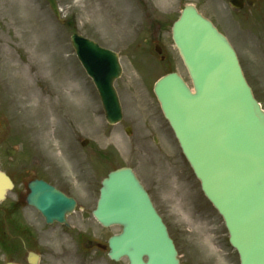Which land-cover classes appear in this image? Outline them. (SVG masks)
<instances>
[{"label": "rangeland", "instance_id": "rangeland-1", "mask_svg": "<svg viewBox=\"0 0 264 264\" xmlns=\"http://www.w3.org/2000/svg\"><path fill=\"white\" fill-rule=\"evenodd\" d=\"M139 2L58 0L65 20L61 24L45 0H0V167L18 183L0 207L24 195L30 180L42 178L72 190L92 210L106 173L134 163L125 145L135 142L136 136L129 137L122 126L105 122L97 91L76 57L71 36L78 33L122 50L123 79L132 89L149 77L154 82L163 71L146 74L136 59L141 55L136 48L142 33ZM158 2L175 9L180 0ZM186 2L196 4L231 39L247 80L264 105V10L260 11V0L246 7L242 17L227 0H181ZM174 66L187 75L182 64ZM148 137L143 142L149 153L135 163L140 164L136 169L144 183L156 185V199L171 225L180 264H240L230 247L227 256L216 243L217 233H224L222 238L228 242L224 222L202 195L178 146L159 158L163 145L155 146ZM84 140L89 143L83 147ZM10 149L16 151L13 156L6 153ZM109 150L115 155L106 160L102 153ZM23 216L36 226L34 235L42 241L38 250L44 253L42 264H126V260H109L105 251L91 248L85 252L72 245V234L44 225L34 209H24ZM90 221L86 218L85 225ZM3 259L0 250V264Z\"/></svg>", "mask_w": 264, "mask_h": 264}, {"label": "water", "instance_id": "water-1", "mask_svg": "<svg viewBox=\"0 0 264 264\" xmlns=\"http://www.w3.org/2000/svg\"><path fill=\"white\" fill-rule=\"evenodd\" d=\"M47 1L60 18L57 0ZM232 5L238 6V1ZM173 37L193 89L171 73L156 83L157 98L205 196L223 217L241 264H264V111L236 51L195 7L185 6ZM72 43L101 93L108 120L115 123L121 117L113 88L122 71L117 55L77 34ZM30 188L29 203L49 222L64 221L75 206L44 181H34ZM11 189V179L0 171V202ZM94 215L105 226L124 227L110 240L111 259L127 256L129 264H179L167 227L131 169L111 172L104 180Z\"/></svg>", "mask_w": 264, "mask_h": 264}, {"label": "flooded vegetation", "instance_id": "flooded-vegetation-1", "mask_svg": "<svg viewBox=\"0 0 264 264\" xmlns=\"http://www.w3.org/2000/svg\"><path fill=\"white\" fill-rule=\"evenodd\" d=\"M229 1L230 0H228V2ZM139 4V11L142 18V33L139 35L141 39H139V43L137 44V52H140L141 55L136 56V59L144 64L143 70L149 75L152 74L150 68V64L152 63L156 69L159 68L158 65H163V67L167 68V72L177 70L174 65H179L183 62L173 40L172 27L178 17H176L177 12L180 13L181 11V1L175 9L170 8L169 5L166 7L163 6L158 0H141ZM244 5L246 7L245 3ZM262 5L264 6V0H262ZM260 11L263 12L262 8ZM242 13L244 14V12ZM117 52L123 61V51L118 50ZM132 52L134 53V51ZM179 73L186 82L189 83L187 76H184L181 72ZM123 77L124 75H122L115 84L123 109L122 120L115 126H122L124 133L128 132L130 137L136 136V141L127 143L125 147L135 159L134 163L129 166L137 172L136 168H139L140 164L135 165V163L142 160V156L149 153V149H146L144 146L143 137H145V139H147L148 136L152 137L155 146L160 143L163 145L160 150L159 158L165 157L166 152L174 151L175 147L172 144V131L169 128V124L165 121L160 104L154 94L155 82H150L151 77H149L148 80L143 79L138 82L140 84L132 89L131 84L127 83ZM126 102H129V107ZM135 150H138L139 153H135ZM106 157L110 159V156L107 154ZM137 174L139 173L137 172ZM142 183L147 189L158 213L166 220V216L161 210L160 202L156 199L158 196V191L155 190L156 185L152 183L153 187H150L151 185L149 186L143 181ZM100 189L101 185L98 189L99 195ZM71 191L72 190L67 189L63 192L71 196ZM99 195L97 197V202ZM76 202L77 206L75 211L67 216L68 225L54 223L52 226L56 227V229H60L63 234H72V236H74L73 240H75V243H73L72 238L70 239L72 245L83 251H89L88 249L90 248L108 250L107 245L109 239L118 236L122 228L119 225L104 228L99 222H97L96 225V221L93 217V210H87L78 197H76ZM26 207V198L23 199V195H20V197L14 199L9 205L3 206L1 211L0 229L2 226V230L8 229L13 232V240H9L8 250L6 251L3 247V251L9 254V258L17 262L21 261V246L24 241L23 236L29 239L30 244L35 249H40L42 245V241L38 236H32L35 232V225L23 220L21 211ZM86 218H92L90 222H92L93 225L89 224L86 226ZM43 223L45 225L44 221ZM95 230H97V232ZM108 231H110L109 234H107ZM103 232L107 235H103ZM95 233H97V235ZM217 238V243L221 246L220 248H222L223 242L220 233L217 234ZM43 257L44 253H42V257L40 256L41 264L44 261Z\"/></svg>", "mask_w": 264, "mask_h": 264}]
</instances>
